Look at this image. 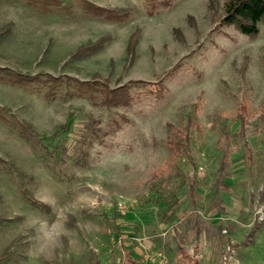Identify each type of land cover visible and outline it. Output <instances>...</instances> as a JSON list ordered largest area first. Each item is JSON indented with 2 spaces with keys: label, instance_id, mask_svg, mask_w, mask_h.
<instances>
[{
  "label": "rangeland",
  "instance_id": "374dc122",
  "mask_svg": "<svg viewBox=\"0 0 264 264\" xmlns=\"http://www.w3.org/2000/svg\"><path fill=\"white\" fill-rule=\"evenodd\" d=\"M58 1H0V68L38 80H0L2 114L37 134L28 142L0 120V264H125L128 250L136 264H187L182 245L200 264H226L231 251L236 264H264V244H246L264 224V25L251 38L224 24L227 0ZM86 2L127 15L108 20ZM47 75L60 79L51 92ZM105 89H125L129 104L105 105ZM91 117L103 142L79 164ZM175 133L189 148L173 160ZM33 217L65 233L50 259Z\"/></svg>",
  "mask_w": 264,
  "mask_h": 264
},
{
  "label": "trees",
  "instance_id": "16d2710c",
  "mask_svg": "<svg viewBox=\"0 0 264 264\" xmlns=\"http://www.w3.org/2000/svg\"><path fill=\"white\" fill-rule=\"evenodd\" d=\"M31 1L32 2L37 1L43 5H56L60 3V1L58 0H31ZM84 7L88 12L94 13L96 16L107 14L106 19L108 20L121 19V16L127 15L126 13H123V15L118 16L116 15V12L108 11L107 9L95 6L88 2L85 3ZM223 23L235 27L244 36L251 38L257 37L260 34L261 26L264 25V0H227L224 7ZM102 43L103 42L101 40L98 43H95L94 45L92 44V46L90 45L82 46L78 50L77 55H80L85 51L96 52L99 49H101V47L103 46ZM133 53H134V46L131 44L128 49L129 57L132 56ZM47 76L50 79H48V81L47 80L43 81V84L45 85L46 89H49V91L51 92L54 89H56L57 87L56 84L59 83L60 79L53 78L49 75ZM0 80L14 82L15 84L18 85L38 82L37 78L30 79L28 77H25L21 73H15L6 68H0ZM39 83L41 82L39 81ZM82 84L85 85L86 83L78 82V86ZM86 85L91 87V86H97L98 83L93 85L87 83ZM78 90L82 91L83 89L79 87ZM124 90L125 89H116V90L105 89L104 91H101L105 96V101H104L105 105L109 107H119L121 105H128L131 98L129 93ZM2 111L3 110L0 109L1 121L9 125L13 131H16L22 139L31 143L36 142L35 137H37V134L35 133L32 125H29L25 122L11 121L2 114ZM121 119L126 120L125 117L123 116L121 117ZM240 119L244 129L245 122L242 120V118ZM97 123H99V121H96L93 117H91L88 123L86 124L85 127L86 130L85 133L83 134L82 139L80 140L78 154H76V161L79 164H85L84 162H86L87 158H89L91 155L89 151H86L84 149L85 145L91 146L94 140H97L101 143L103 142L102 139L103 131H100V129L97 128ZM113 125L115 128L113 129V131L116 132L120 130L122 127V123L119 122L118 120H113L111 126ZM63 128L66 131L65 125ZM188 145H189V138L187 135L182 136L181 133H175L169 141V150H170L171 158H173L174 160L176 154L181 153V148L183 147L186 148L187 150L189 148ZM64 148L65 147L62 148L63 152H65ZM224 170L225 167L223 164V166L221 167V171ZM190 190L192 192L194 191V184L190 185ZM23 195H24L23 197L24 201L27 202L33 209H36L42 213H47V214L51 213V207L36 200L28 190L23 191ZM181 254L184 259L188 260L189 264H199L187 252L182 250ZM128 264H135V262L130 260Z\"/></svg>",
  "mask_w": 264,
  "mask_h": 264
},
{
  "label": "clouds",
  "instance_id": "9594fccd",
  "mask_svg": "<svg viewBox=\"0 0 264 264\" xmlns=\"http://www.w3.org/2000/svg\"><path fill=\"white\" fill-rule=\"evenodd\" d=\"M41 203L46 201L40 200ZM35 236L37 251L46 255V258H51L50 253L54 252L62 243L64 232H57L54 223L49 222L42 217H33L29 221Z\"/></svg>",
  "mask_w": 264,
  "mask_h": 264
},
{
  "label": "crops",
  "instance_id": "0c3cea01",
  "mask_svg": "<svg viewBox=\"0 0 264 264\" xmlns=\"http://www.w3.org/2000/svg\"><path fill=\"white\" fill-rule=\"evenodd\" d=\"M241 129L243 130V126L241 127ZM223 188H225V187H223ZM193 192H195V185H194V191ZM219 202H220V200H219ZM221 204H222V201H221ZM221 208H223L222 209L223 212H225L227 214H230V215L231 214L235 215V217H237L235 219H238L239 216H240L241 210L239 211V208L235 207V205H233L232 207L228 206V205H225V207H221ZM199 226H200L199 227L200 231L197 230L196 235L201 234V233H205L207 231V229L201 230V227L203 226L202 223H199ZM223 231L221 232V234L223 233ZM179 234H181V233L178 230L176 232H174V236H175V238L178 239V241H180V239H181ZM222 236L223 235H221L219 237L222 238ZM248 238H249L248 239L249 241L246 244L250 248H253L254 246L257 247V246H259V244H264V224L263 225L257 224L256 227H253L252 230L250 231V235H249ZM261 246L263 247V245H261ZM182 250L187 252L195 261H197L200 264L201 256L194 255L192 253V251H189L188 249H185L184 246L182 245V246L179 247V254H180V256L182 258H183L182 254H181ZM130 260L134 261L135 264H136V259L132 256V250H128L126 252V262H125V264H128ZM184 260H186V259H184ZM186 261H187V264H189L188 260H186Z\"/></svg>",
  "mask_w": 264,
  "mask_h": 264
},
{
  "label": "built area",
  "instance_id": "2783aa9c",
  "mask_svg": "<svg viewBox=\"0 0 264 264\" xmlns=\"http://www.w3.org/2000/svg\"><path fill=\"white\" fill-rule=\"evenodd\" d=\"M120 206H122V204H120ZM223 232H224V233H227L226 230H224ZM232 252H233V251H231V253H230V255H229V260H227L228 262H227L226 264H236V263L232 262V258H231V254H232ZM139 264H147V263H145V262H141V263H139Z\"/></svg>",
  "mask_w": 264,
  "mask_h": 264
}]
</instances>
